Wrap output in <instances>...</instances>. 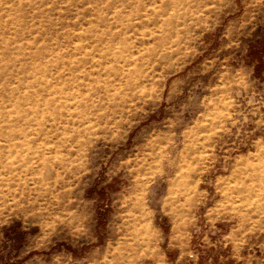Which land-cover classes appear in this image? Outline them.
Wrapping results in <instances>:
<instances>
[{"label": "rangeland", "instance_id": "obj_1", "mask_svg": "<svg viewBox=\"0 0 264 264\" xmlns=\"http://www.w3.org/2000/svg\"><path fill=\"white\" fill-rule=\"evenodd\" d=\"M262 131L264 0H0V264H264Z\"/></svg>", "mask_w": 264, "mask_h": 264}, {"label": "snow or ice", "instance_id": "obj_2", "mask_svg": "<svg viewBox=\"0 0 264 264\" xmlns=\"http://www.w3.org/2000/svg\"><path fill=\"white\" fill-rule=\"evenodd\" d=\"M136 119H139V117H136ZM174 119H179L178 117H174ZM177 132L180 131V125L178 124L175 129ZM260 134H264V131H262ZM172 155H175V153H172ZM143 167V166H142ZM152 168L156 169L157 172L160 175H174L176 174V162L171 159L170 155L167 153H164L163 155H157L155 158ZM146 181L150 180V174L145 177ZM167 185H165L163 188H157V191H160L161 194L166 190ZM151 183H149L148 191H151Z\"/></svg>", "mask_w": 264, "mask_h": 264}]
</instances>
